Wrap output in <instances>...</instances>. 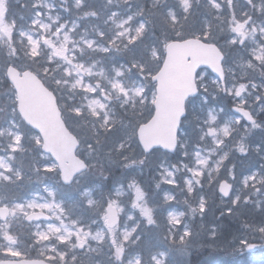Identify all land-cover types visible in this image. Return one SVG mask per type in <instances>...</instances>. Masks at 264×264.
Here are the masks:
<instances>
[{
  "label": "trees",
  "instance_id": "1",
  "mask_svg": "<svg viewBox=\"0 0 264 264\" xmlns=\"http://www.w3.org/2000/svg\"><path fill=\"white\" fill-rule=\"evenodd\" d=\"M218 1L224 6L222 1L228 0ZM7 4L5 17L9 22L19 19V23L12 44L0 42V56L13 51L17 59L9 55L8 63L39 74L49 89L58 91V104L77 113L76 117H70L75 127L80 132L91 133L89 143L98 145H106L104 139L113 134L117 141L133 143L134 128L146 121L151 113L148 76L156 71L166 41L198 37L218 43L215 28L224 29L227 21L224 11L221 8L217 11L213 0H7ZM263 4L264 0L253 4L259 16H264ZM62 48L68 51L67 59H53L55 50ZM153 52H158L155 59L150 56ZM234 71L240 78L244 67ZM139 75L144 78L140 79ZM3 83V88L9 90ZM2 105L0 101V107ZM95 107L100 110L95 111ZM203 107L201 105L200 109ZM206 108L202 122L217 114L218 105H206ZM14 120L19 124L17 116ZM20 128L25 136L32 138L28 129ZM201 134L199 130L198 135ZM243 142L245 146L246 140ZM251 144L247 142L250 147ZM223 145L224 149L219 152L227 153L226 140ZM236 145L240 147L238 143ZM234 148L230 146L232 151ZM36 162L31 165V174L29 169L26 173L21 172L25 179L23 183L15 181L8 187H42L47 178L35 177L34 173L40 172L39 165L34 167ZM253 164L254 159L250 158L247 167ZM49 178L56 184L54 172ZM135 184L139 186L140 181ZM249 210H241L240 219L250 217L245 221L252 231L247 240L259 246L264 242V213L252 216ZM212 214V221L220 230L215 239L216 249L229 241L232 244L225 253L217 256L216 249L208 242L205 241L209 249L201 254L199 240L193 241L191 245L195 244L196 249L189 250L187 264L201 258H206L205 264H245L250 261L243 251H236L232 208L231 214L227 215L214 203ZM220 214L222 224L218 221ZM154 252L149 249L138 256L142 260L140 264H150L149 257Z\"/></svg>",
  "mask_w": 264,
  "mask_h": 264
},
{
  "label": "water",
  "instance_id": "2",
  "mask_svg": "<svg viewBox=\"0 0 264 264\" xmlns=\"http://www.w3.org/2000/svg\"><path fill=\"white\" fill-rule=\"evenodd\" d=\"M221 56L212 45L203 44L197 40L170 43L165 48V59L161 69L153 78L156 83V100L154 102V114L152 119L137 130V139L144 152L159 148L164 151L173 152L175 147V132L178 122L183 116V103L195 95L193 86L194 74L199 68L207 69L219 81L223 78L220 66ZM6 78L17 92V110L22 120L34 129L43 140L42 150L54 156L61 169V180L69 184L78 167L82 164L71 156L61 153L65 151L66 145L74 143V138L69 136L60 121V114L55 107V101L40 82L30 73H18L8 68ZM31 79V83L18 86L23 81ZM240 115L249 121L245 113ZM64 161L68 165H63ZM230 186L221 183L218 192L227 197ZM0 217L5 219L6 213L0 212ZM45 218L42 215L31 216ZM114 216L109 211L108 222L112 224ZM0 264H46L44 262H0Z\"/></svg>",
  "mask_w": 264,
  "mask_h": 264
},
{
  "label": "bare ground",
  "instance_id": "3",
  "mask_svg": "<svg viewBox=\"0 0 264 264\" xmlns=\"http://www.w3.org/2000/svg\"><path fill=\"white\" fill-rule=\"evenodd\" d=\"M260 1L261 0H228L227 2L222 1L224 6H220L219 3L221 4V2L217 0L214 2V7L217 9V11H220V8H221L224 11L223 13H225L226 15L225 19L227 21L225 23L224 29L227 30L228 32L236 33V31H244L246 27H248L251 19L259 18V14L257 13V7H254L255 5L253 4L256 2H260ZM6 3H7V0H6ZM18 23H19V19L17 21L15 18L13 22H8L2 25V27L5 29H2V27H0V33L6 32L12 28L17 27ZM157 54L158 52L151 53L150 55L151 59L153 58L155 59ZM52 55H53L52 58L57 61L59 59L64 61L69 56L66 48L55 50V52ZM11 57L17 59V56L14 54H12ZM232 62H233V66L235 67H242L246 63L245 57L243 56L242 53H240V56L237 55L235 58H233ZM153 65L155 66L156 63ZM157 68H158V65H157ZM155 72L149 74L148 76L149 80L152 78ZM38 76L40 75L38 74ZM143 78H144V75L142 79ZM3 80H4V73L0 72V84H3ZM31 82L32 80L29 79V80L23 81L18 86L22 84H26V83H31ZM52 96L54 98L55 103H58V91H53ZM2 102L6 106H10L11 104V100L9 98L3 100ZM206 112H207V108L203 107L200 111L194 113L192 115L190 122L186 126L185 133H191L194 130L199 129L201 127L204 128V126H201L202 125L201 123L203 120L202 117L206 114ZM18 121L22 127L28 126L23 120H18ZM19 124H17V126L21 127ZM262 127L264 129V125H262ZM23 140H24V135L20 132L19 133L17 132L9 136L4 129L3 122H0V142L2 143V145L6 146L10 151L15 152L17 154L19 161L23 165L31 166L33 162L37 160H32L27 156L28 151L21 145V142ZM155 156L157 155L153 153H149V154L141 156L139 160L143 163H147L146 162L147 159L152 157L150 159L152 161L151 165L152 164L154 165L157 162V161H154ZM182 171L189 178H192V179L197 178V173L195 171V168L191 164L184 165L182 167ZM34 175L35 177L37 175H40L42 177H48V175L45 172L34 173ZM251 181H252L251 183L252 186L259 185V187H261L264 190V168L259 169V172L257 173V175L252 177ZM144 184H146V181L143 182V185ZM133 187H138V185H134ZM164 187H166V191H169L179 186L174 181L168 179V180H165ZM212 187H215L213 183L206 182L205 187H202L200 190L196 192L194 204L190 207V209L187 212L182 213L178 216L175 224L173 225L171 224L166 229L165 235L167 236L174 235V236H182V237H189V236L198 237L203 226L204 227H217V223L215 221L208 220L202 223L193 216L194 212L206 203L207 199L209 198ZM150 196H151L150 193L146 194V197H150ZM260 212L264 213V201H261L259 202V204L255 205L251 211V214L259 215ZM59 223L60 222L51 224L48 227H52V226L56 227ZM141 228H142L141 225H131L126 228V232L127 231L137 232ZM126 232L122 234H125ZM231 244L232 242L229 241L223 246L216 249L215 251L217 253V256H219L220 253H225L226 248H228V246ZM236 246H237V243L235 240V248L237 251L238 248ZM83 247H85L86 249L79 250V253L84 254L87 258L90 256L94 257L95 259H97L98 264H110L105 239L100 232L95 233L90 239V241L86 242L83 245ZM209 247L210 246L206 242L199 240L198 248L201 254L206 253ZM147 249H153L154 251H156L158 249V246L153 245V243L148 237H143L133 244L124 246L123 249L120 251V253L122 254V256L126 258L137 257V256L142 255L143 252ZM189 249L195 250L196 245L195 244L191 245ZM230 250L233 251L234 249H230ZM38 256L39 255L37 254L30 255L29 261L35 260L36 258H38ZM205 259L206 258H201L200 260L197 259L193 264H205Z\"/></svg>",
  "mask_w": 264,
  "mask_h": 264
},
{
  "label": "rangeland",
  "instance_id": "4",
  "mask_svg": "<svg viewBox=\"0 0 264 264\" xmlns=\"http://www.w3.org/2000/svg\"><path fill=\"white\" fill-rule=\"evenodd\" d=\"M3 12H4V3L0 1V27H2V22L1 21H2ZM2 29H5V28L2 27ZM240 32L241 31H236V35L235 36L240 35ZM0 70H1V68H0ZM197 80H198V82H200V86L206 87V88L210 85V83L212 81L208 76H198ZM212 83H213V85H215L213 81H212ZM224 128L225 127H222L220 130H223ZM218 129H214V133L215 134H217V132L219 131ZM225 130H226V128H225ZM217 138L218 137L215 136L213 139H211L209 141L212 150H205V153L208 152V151L212 152L213 150H215L214 148H216L218 146V143H216V142L219 141V140H217ZM258 140H259V138H258ZM187 141H188V139H184L183 143L186 144ZM262 142H264V134L262 135ZM206 148L208 149V147H206ZM85 151H86V154L89 153L88 149H85ZM151 158L152 157L147 159L146 162L148 164L152 163V161L150 160ZM158 158H159L158 156H155V160L154 161H157V162L154 165L152 164V166L160 168L163 165H167L166 161L158 160ZM202 159L206 160L205 157H200L199 158V160H202ZM199 160H197L196 163H199ZM97 168L101 171L99 166ZM127 171L129 172V170H127ZM127 171H125L123 173V175H125V173L128 174ZM163 174H164V176H167V171H164ZM230 174L233 175L234 173L232 171H230L229 173L227 172V175L229 176V181L234 183L233 182V177ZM123 175L119 179L120 182L118 181V183L115 185V192L116 193L119 192L120 187H124L125 184L129 185L130 184L129 182H131L132 179L136 178V176L139 177L138 174L133 173L132 179L127 177L126 175L124 176V178H125L124 179ZM154 175L156 176L155 172H154ZM168 178H170V173H169ZM83 193H85V192H83ZM211 193H213V192H211ZM150 201H152V204H153V203L157 202L158 200H156L155 196L152 195L151 198H150ZM143 210L145 211L144 217L147 218V216L150 215L151 212H150V210H148L146 208L143 209ZM23 211H25V210H21L20 209L19 211H15V212L11 211L10 218L8 219V221L5 224L1 225V228L3 230H6V229H8V227L10 225H13L14 222H17L20 218L22 219V217H23L22 214H24ZM120 211L123 213V210L121 208H120ZM161 215L162 214H157V212H156L154 215L151 214L150 218H147L149 220V222L152 223V227H153V225H157L159 228H162V224H161V222H162L161 217L162 216ZM153 217H154V219H153ZM176 218H177L176 215L170 214L168 216V218H167V221H169V223L173 225V224H175V222L177 220ZM102 219H103V216H102ZM145 223H146V226H150V223H148L147 221H145ZM45 229L49 230V231H55L56 227L52 226V227H47ZM215 233H216V229L215 228H210V229H207L206 236L214 237ZM73 234H74V236L71 237L72 236V231L70 233H68V229H66L65 233H62L60 235V237H58V239L56 241H54L55 242L54 245H57V246L61 247L60 250L55 252L56 256L53 254V252H50L48 254V257L45 256V258H47V259H51V258L52 259H57L58 262H59L58 264H63V262L65 260V257L67 256L66 260L69 261L70 264H75V262H78V264H80L81 261H82V258H80V257L83 254L79 253V250H85L86 249L85 247H83V245L86 243V241H85L86 237L83 235V233H80V231H76ZM206 236H205V238H206ZM35 241H38L37 238H35ZM63 241H65V242H63ZM72 241H74L75 245L72 243ZM179 243H180V245L184 246V243H182V242H179ZM4 244L6 245V248L4 250H1V247H0V256H1V258H9L11 260H16V259H20L22 257H26L27 256V255L23 254V253L28 252V248H26V247H22L21 248V250H20L21 253H19L17 251H10L9 250L12 247V245H14V246L17 245V244H13V240H12L10 235L7 236V237H4ZM41 244L44 245L43 241H41L39 246H38V248H36L35 254H37V255H39V254H41L43 252H46V251H48V249L52 248V245L42 248ZM20 245L22 246V244H20ZM9 253H19V255L18 256H13L12 255V256L8 257L10 255ZM182 257L184 258V255H182ZM93 260L94 259L90 260V262H92V264H98V263L93 262ZM111 263L114 264L113 262H111ZM261 264H264V263H261Z\"/></svg>",
  "mask_w": 264,
  "mask_h": 264
},
{
  "label": "flooded vegetation",
  "instance_id": "5",
  "mask_svg": "<svg viewBox=\"0 0 264 264\" xmlns=\"http://www.w3.org/2000/svg\"><path fill=\"white\" fill-rule=\"evenodd\" d=\"M253 100L252 105L264 112V81H256L253 83Z\"/></svg>",
  "mask_w": 264,
  "mask_h": 264
},
{
  "label": "clouds",
  "instance_id": "6",
  "mask_svg": "<svg viewBox=\"0 0 264 264\" xmlns=\"http://www.w3.org/2000/svg\"><path fill=\"white\" fill-rule=\"evenodd\" d=\"M68 116L69 117H76L77 116V113H76V111L74 109L69 108V110H68Z\"/></svg>",
  "mask_w": 264,
  "mask_h": 264
},
{
  "label": "snow or ice",
  "instance_id": "7",
  "mask_svg": "<svg viewBox=\"0 0 264 264\" xmlns=\"http://www.w3.org/2000/svg\"><path fill=\"white\" fill-rule=\"evenodd\" d=\"M29 219H31V217H29ZM10 255H13V256H18L19 253H9Z\"/></svg>",
  "mask_w": 264,
  "mask_h": 264
}]
</instances>
